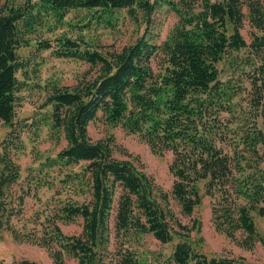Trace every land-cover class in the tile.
Listing matches in <instances>:
<instances>
[{"label": "trees", "instance_id": "obj_1", "mask_svg": "<svg viewBox=\"0 0 264 264\" xmlns=\"http://www.w3.org/2000/svg\"><path fill=\"white\" fill-rule=\"evenodd\" d=\"M162 5L175 20L159 42L141 34L105 55L82 48L79 35L61 32L53 46L41 38L68 25L70 11H97L96 20L108 21L104 16L112 10L125 8L133 17L137 10L148 27ZM28 47L50 48L55 57L82 60L97 71L74 87L51 85L42 103L48 113L24 124L14 120L24 85L16 73H25L28 59L19 50ZM219 63L247 88L220 79ZM243 93L240 108L236 98ZM95 118L137 134L153 154L170 152L168 191L131 161L115 158L113 151L123 149L111 134L91 141L87 125ZM42 123L64 146L22 179L10 150L21 148L23 128ZM1 124L8 130L0 140V232L13 242L41 247L52 264L67 258L75 264H145L136 245L150 234L160 243L176 240L164 260L155 258L158 264H243L241 257L195 250L189 232L197 223H181L170 200L189 216L200 202V183L212 198L216 232L245 249L264 244L252 217L264 215V0H0ZM17 183L23 192L12 197ZM40 188L52 189L53 199L41 202L36 226H15L24 197L29 191L35 197ZM75 222L76 234L60 228ZM237 231L244 233L241 240ZM10 264L38 263L21 258Z\"/></svg>", "mask_w": 264, "mask_h": 264}, {"label": "rangeland", "instance_id": "obj_2", "mask_svg": "<svg viewBox=\"0 0 264 264\" xmlns=\"http://www.w3.org/2000/svg\"><path fill=\"white\" fill-rule=\"evenodd\" d=\"M96 15H98L97 11H70L65 16L68 25L58 28L52 33L44 32L41 38L51 40L53 46L55 42L52 40L53 37L61 32H65L66 36L72 39L79 35L82 40L78 41L82 48L97 50L106 55L107 52L118 51L123 46L133 43L141 34L150 36L155 42H159L165 37L175 20L174 14L164 5L158 6V9H155L150 15L152 23L148 27L137 10L135 17H133L134 13H129L125 8L112 10L107 17L104 16V19L108 21H98ZM90 16H95V18H90L88 21ZM19 54L24 59H28V63L24 74L16 73V77L23 80L24 85L17 93L14 120L24 119V124L37 120L41 116L45 117V113H48L49 107L43 106L42 103L51 85L74 87L79 82L94 76L97 71V66H91L85 61L55 57L50 48L40 51H36L34 47L22 48L19 50ZM217 67L220 69V79L230 78L235 84L239 83L243 88H247L246 82L239 81L236 73L227 69L223 63L217 64ZM237 103L240 108H244V93L236 98ZM7 130L6 125H0V140ZM87 133L91 141L105 138L111 134L115 143L123 149L122 152L113 151V156L131 161L137 169L150 176L157 186L168 191L172 180L168 170V163L171 159L170 152L166 151L162 155L153 154L137 134L126 133L118 126L108 127L98 118L89 122ZM19 138L21 148L10 150V157L18 165L19 175L22 179L29 167H35L41 159L53 156L64 146L61 137L54 136L44 123L39 124L38 128H32V125L30 128H23ZM50 176L54 177L53 183H55L58 176L53 171L50 172ZM18 183L19 186L23 184L20 180ZM18 183L11 187L12 197L23 192L18 188ZM198 186L199 192L202 194L200 202L189 216L181 215L175 202L170 200L171 207L181 223L187 227L197 223V228L189 232V240L193 248L206 255L241 257L243 264H264V244L260 241H255L252 248L245 249L214 230L210 219L212 198L203 194L200 183ZM24 188H26L25 185ZM35 194L34 197L29 191V194L24 197L19 213L20 218L14 220L15 226L19 227L24 224L29 229L35 227L38 222L36 213L42 208L41 202L43 204L47 199H53L50 188H40ZM252 217L257 235L264 240V215L259 216L252 212ZM60 228L68 234H76L80 230L78 222L68 225L61 224ZM243 237L244 233L236 232L235 239L241 240ZM175 241L160 243L150 234H145L136 245V250L144 259L145 264H158L156 259L158 258L159 262L164 260ZM21 258L33 260L38 264H52L41 247L27 242H13L7 232H0V264H10L11 261ZM65 264H75V261L67 258Z\"/></svg>", "mask_w": 264, "mask_h": 264}]
</instances>
